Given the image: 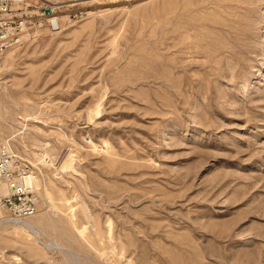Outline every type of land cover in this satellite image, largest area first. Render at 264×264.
I'll return each mask as SVG.
<instances>
[{"label":"rangeland","instance_id":"374dc122","mask_svg":"<svg viewBox=\"0 0 264 264\" xmlns=\"http://www.w3.org/2000/svg\"><path fill=\"white\" fill-rule=\"evenodd\" d=\"M29 1L0 152L37 203L0 264H264V0Z\"/></svg>","mask_w":264,"mask_h":264},{"label":"built area","instance_id":"2783aa9c","mask_svg":"<svg viewBox=\"0 0 264 264\" xmlns=\"http://www.w3.org/2000/svg\"><path fill=\"white\" fill-rule=\"evenodd\" d=\"M39 7L29 0H0V52L20 42L26 22L39 24L38 16L44 11L40 10L39 14L33 12ZM51 23V20H47L49 26ZM0 183L6 189V193L0 195V207L12 220L21 222L34 215L36 197L29 183L25 182L22 170H15L14 158L7 151L0 152Z\"/></svg>","mask_w":264,"mask_h":264},{"label":"bare ground","instance_id":"6f19581e","mask_svg":"<svg viewBox=\"0 0 264 264\" xmlns=\"http://www.w3.org/2000/svg\"><path fill=\"white\" fill-rule=\"evenodd\" d=\"M47 16H49V17H47V20H51V28H53L54 26H58L59 24V20H58V18H57V16H55V15H51V13L49 14V15H47ZM25 178H28V181H29V176H24V180H25V182H26V179ZM31 180V179H30ZM27 183V182H26ZM29 184H30V182H28Z\"/></svg>","mask_w":264,"mask_h":264},{"label":"water","instance_id":"95a60500","mask_svg":"<svg viewBox=\"0 0 264 264\" xmlns=\"http://www.w3.org/2000/svg\"><path fill=\"white\" fill-rule=\"evenodd\" d=\"M47 9V8H46Z\"/></svg>","mask_w":264,"mask_h":264}]
</instances>
